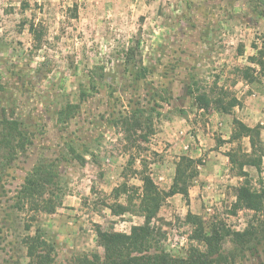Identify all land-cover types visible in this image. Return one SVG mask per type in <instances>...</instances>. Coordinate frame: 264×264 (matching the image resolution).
Listing matches in <instances>:
<instances>
[{"label": "rangeland", "instance_id": "rangeland-1", "mask_svg": "<svg viewBox=\"0 0 264 264\" xmlns=\"http://www.w3.org/2000/svg\"><path fill=\"white\" fill-rule=\"evenodd\" d=\"M262 11L264 0H0V131L4 119L17 120L28 138L9 161L0 150V264H27L26 237L39 229L52 245V264L103 255L97 227L131 233L143 225L145 217L133 210L141 203L142 175L168 191L182 155L200 160L198 173L189 198L164 195L151 223L159 232L151 253L186 257L192 245L205 249L192 238L189 212L207 233L215 223L235 231L262 225L264 206L257 213L233 210L244 177L228 154L243 159L251 151L247 137L230 140L237 107L229 125L219 115L223 127H213L218 110H200L189 93L237 95L245 82L239 69L259 70L249 57L264 39ZM251 84L264 95V76ZM135 117L142 128L127 132ZM40 164L58 171L49 189L62 204L52 214L20 208L16 198ZM245 169L264 201V157L261 170ZM118 203L129 211L114 214ZM235 247L225 240L223 264H264V237L233 256Z\"/></svg>", "mask_w": 264, "mask_h": 264}, {"label": "trees", "instance_id": "trees-1", "mask_svg": "<svg viewBox=\"0 0 264 264\" xmlns=\"http://www.w3.org/2000/svg\"><path fill=\"white\" fill-rule=\"evenodd\" d=\"M262 12L264 14V11ZM31 31L36 38H39L40 35H37L34 25L31 26ZM137 48H139V41ZM134 52L135 49L133 48L127 51V64L131 62ZM240 52L243 54V51ZM249 59L259 66V70L253 66H246L239 70L243 74L242 79L251 84L260 80V76H264V39L262 46L257 47V54L249 57ZM189 93L195 94L199 108L204 110L214 106L221 113L231 114L235 107L241 105V101L237 96L229 95L227 91H221L220 96L214 99H211L209 92L206 91L198 90L197 93H194L190 89ZM145 121L148 124L151 122L149 117ZM129 122L124 120L123 124L126 126ZM132 124L133 127H129L127 132L133 128L135 130L142 128L141 120L136 117ZM233 124L234 129L230 140L238 141L247 137L251 146V151L245 153L243 159H239L236 153L230 152L228 154L232 169L236 170L238 176L244 177V182L237 187L233 210L236 212L239 209H249L257 213L262 211L264 206L263 195L252 188L249 174L245 168L254 166L261 170L264 157V141L261 137L262 126L260 124L249 126L239 118H234ZM19 125L20 123L17 120L4 119L3 121V131H0V150L6 152V161L15 157L16 152L19 150L23 151L26 148L28 138L21 131ZM147 128L149 133L154 132L152 125H148ZM147 137L146 134L142 136L144 139H147ZM128 138L134 142L130 135ZM199 161L190 156L182 155L176 164L173 183L168 191L160 190L149 174H143L141 203L138 207L135 206L137 209L133 210L138 211L145 217L144 224L131 233L105 231L101 226H98L96 229L98 243L104 249L103 255L95 252L81 256L74 264H223L228 262V256L222 248L225 240L229 239L236 245V251L232 252L233 256L238 252L255 248L256 241L258 242L259 239L264 237V223L259 225L250 222L243 231H235L226 227L223 223H215L212 225L210 232L207 233L202 218L189 212L187 215L188 221L194 226L192 238L199 241L205 249L202 250L192 245L186 257L173 256L163 249H156L154 253L150 252L151 246H153L159 233L151 223L159 212L164 195L171 196L180 193L189 198L190 185L198 173ZM56 178H58V171L53 164H40L34 167L17 192L16 198H18L20 208L30 205L32 209L48 214L56 212L57 207L62 204V200L56 201L55 198L58 197L49 189V186H57ZM126 211H129V208L123 204L118 203L112 206L114 214H122ZM44 236L43 230L39 229L34 236L29 235L26 237L25 244L27 245L29 257L27 264H52L53 248Z\"/></svg>", "mask_w": 264, "mask_h": 264}, {"label": "crops", "instance_id": "crops-1", "mask_svg": "<svg viewBox=\"0 0 264 264\" xmlns=\"http://www.w3.org/2000/svg\"><path fill=\"white\" fill-rule=\"evenodd\" d=\"M236 96L242 103V108L237 106V117L249 126H254L256 124L264 125V95L257 92L256 86L245 81L242 83V87L238 89ZM200 110L203 109L200 108ZM239 111H241V113H239ZM219 115L221 116L220 119L224 121V124L229 125L228 121L230 120L231 115L217 111L211 118L213 127L216 123L217 125L223 127V122L218 121ZM221 131L223 132V137H227L225 128H221ZM231 131L230 127V131L228 133Z\"/></svg>", "mask_w": 264, "mask_h": 264}]
</instances>
